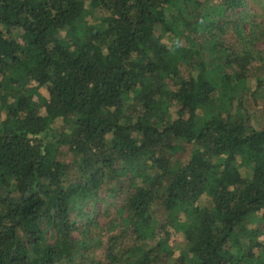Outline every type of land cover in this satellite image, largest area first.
<instances>
[{
	"label": "trees",
	"instance_id": "1",
	"mask_svg": "<svg viewBox=\"0 0 264 264\" xmlns=\"http://www.w3.org/2000/svg\"><path fill=\"white\" fill-rule=\"evenodd\" d=\"M246 2L0 0V264H73V205L122 180L111 262L167 264L173 232L174 264H264V233L247 229L258 214L264 228V128L241 95L230 112L250 59L215 33ZM205 35L209 69L191 47Z\"/></svg>",
	"mask_w": 264,
	"mask_h": 264
},
{
	"label": "rangeland",
	"instance_id": "2",
	"mask_svg": "<svg viewBox=\"0 0 264 264\" xmlns=\"http://www.w3.org/2000/svg\"><path fill=\"white\" fill-rule=\"evenodd\" d=\"M213 9L217 11L216 8ZM225 14L231 23L227 21L218 23V26L222 27V33L215 31L217 44L222 47V50L226 49L229 53L238 54L240 57L246 55L250 59L246 70L245 88L241 92L231 93L235 97V101L230 112L232 114L235 112L238 97L241 95L243 111L248 116L250 128L260 130L264 128V2L247 0L245 7H242L238 12L231 11ZM94 19H96V15L93 14V19L90 18V21L94 22ZM234 24H236L235 30ZM170 40L171 37L167 36L163 41L167 46H170ZM210 41L209 36L205 35L202 38H195L191 45L192 49L198 51L199 56L204 59L206 66L211 63L212 58V55L206 50ZM223 66L224 73L230 78H233L234 73L238 72V68L233 65ZM207 68L209 69L208 66ZM218 94L217 92L216 98H218ZM223 117L226 118V114H223ZM60 126V123L56 124L57 128ZM188 152L189 148H184L176 156L177 159L184 164L188 159ZM71 159L72 156L67 148L63 147L60 150L59 160L70 163ZM124 182L125 180L119 183L111 181L96 195L73 205L70 222L76 225L77 231L72 233L71 237L75 242L81 244L79 252L74 256L73 264H115L107 258V255L111 251L117 253L124 244L122 238L119 237L122 222L117 212L126 196ZM207 203L206 200L201 199L198 205L203 206ZM154 213L159 220L164 217L160 208H156ZM259 215L247 224V229L264 233L263 225L258 221ZM42 228L45 231L46 244H54L55 237L51 227L44 224ZM168 246L173 250L174 256L167 264H174V259L178 257L179 251L185 249L183 237L178 233L171 232ZM64 263L71 264L70 262Z\"/></svg>",
	"mask_w": 264,
	"mask_h": 264
}]
</instances>
